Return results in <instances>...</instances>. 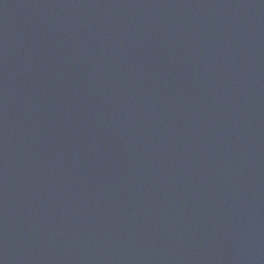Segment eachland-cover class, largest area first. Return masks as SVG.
Segmentation results:
<instances>
[{"label": "water", "instance_id": "1", "mask_svg": "<svg viewBox=\"0 0 264 264\" xmlns=\"http://www.w3.org/2000/svg\"><path fill=\"white\" fill-rule=\"evenodd\" d=\"M0 264H264V0H0Z\"/></svg>", "mask_w": 264, "mask_h": 264}]
</instances>
